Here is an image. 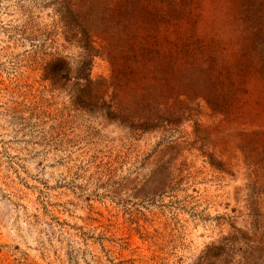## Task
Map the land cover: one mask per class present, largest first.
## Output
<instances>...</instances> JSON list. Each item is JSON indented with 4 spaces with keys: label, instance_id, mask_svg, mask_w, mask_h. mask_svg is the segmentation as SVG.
<instances>
[{
    "label": "rangeland",
    "instance_id": "obj_1",
    "mask_svg": "<svg viewBox=\"0 0 264 264\" xmlns=\"http://www.w3.org/2000/svg\"><path fill=\"white\" fill-rule=\"evenodd\" d=\"M0 264H264V0H0Z\"/></svg>",
    "mask_w": 264,
    "mask_h": 264
}]
</instances>
